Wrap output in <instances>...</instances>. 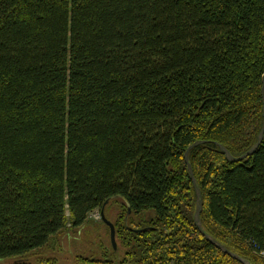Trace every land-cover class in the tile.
I'll list each match as a JSON object with an SVG mask.
<instances>
[{"label":"trees","instance_id":"1","mask_svg":"<svg viewBox=\"0 0 264 264\" xmlns=\"http://www.w3.org/2000/svg\"><path fill=\"white\" fill-rule=\"evenodd\" d=\"M263 76L264 0H0V260L121 198V257L74 264H240L193 221L202 141L204 232L264 264V137L216 145L255 144Z\"/></svg>","mask_w":264,"mask_h":264},{"label":"rangeland","instance_id":"2","mask_svg":"<svg viewBox=\"0 0 264 264\" xmlns=\"http://www.w3.org/2000/svg\"><path fill=\"white\" fill-rule=\"evenodd\" d=\"M112 202L102 212L98 210L92 212L88 217V222L82 228L65 232L58 238L53 237L46 249L35 251L31 255L21 258L0 260V264H15L18 262L34 264L37 259L52 258H56L58 264H74L78 256L89 257L93 255L95 258H100L104 254L106 255L104 250H109L112 242L108 229L102 223V217L112 223L119 211L117 205L122 204L123 201L121 198H117ZM113 246L117 257L120 258L122 249L116 238H114Z\"/></svg>","mask_w":264,"mask_h":264},{"label":"water","instance_id":"3","mask_svg":"<svg viewBox=\"0 0 264 264\" xmlns=\"http://www.w3.org/2000/svg\"><path fill=\"white\" fill-rule=\"evenodd\" d=\"M261 95H262V114H263V122H262V126L260 129V132L257 136V140L255 142V144L243 155L239 156V157H233L223 146L216 144L219 148V150L224 154L225 159L229 162H240L242 160H244L245 158L251 156L256 149L259 147V145L261 144L263 137H264V76L262 77V87H261ZM204 142L199 141V142H195L192 145H190L187 150L184 153V161L186 163V168L188 171V176L189 179L191 180L192 184H193V188H194V192H195V196H196V201H195V210H194V214H193V221L195 226L197 227L198 231L200 232V234L202 236H204V238L211 244L213 245L215 248H217L218 250H220L223 254L227 255L228 257L232 258L233 260L239 262L240 264H251L248 260L230 252L228 249H226L224 246H222L221 244H219L218 242H216L211 236H209L208 234H206L201 226V222H200V213H201V209H202V200H201V194L200 191L197 187L196 181L193 177V173H192V169L191 166L188 163V152L194 148L195 146L202 144ZM107 204V202H105V204L102 206L101 208V212L104 210L105 205ZM102 222L108 226L109 231H110V240L112 242V244H114V238H115V231H114V226L111 222L107 221L105 219V217H102Z\"/></svg>","mask_w":264,"mask_h":264},{"label":"built area","instance_id":"4","mask_svg":"<svg viewBox=\"0 0 264 264\" xmlns=\"http://www.w3.org/2000/svg\"><path fill=\"white\" fill-rule=\"evenodd\" d=\"M260 254H261L262 256H264V251H262Z\"/></svg>","mask_w":264,"mask_h":264}]
</instances>
